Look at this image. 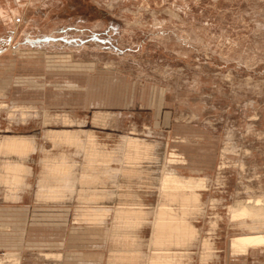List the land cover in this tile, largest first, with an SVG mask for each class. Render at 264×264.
<instances>
[{"label":"rangeland","instance_id":"rangeland-1","mask_svg":"<svg viewBox=\"0 0 264 264\" xmlns=\"http://www.w3.org/2000/svg\"><path fill=\"white\" fill-rule=\"evenodd\" d=\"M0 103H7L0 138L33 133L39 148L23 199L6 201L0 187L3 261L18 252L21 264H62L44 256L62 252L79 264V254L93 251L107 264L108 248L85 241L98 224L107 232L113 216L87 222L76 200H35L43 147L84 163L75 148L44 137L69 115L72 128L93 130L109 149L125 135L167 143L177 154L169 159L179 160L168 170L207 179L204 211L191 218L199 236L187 264H264V250L233 255L231 240L248 231L231 222L228 208L264 199V0H0ZM17 105L37 116L17 124L8 114ZM43 110L57 118L48 126ZM98 112L109 115L106 122L93 119ZM143 181L133 188L153 209L158 190ZM206 238L215 253L201 244Z\"/></svg>","mask_w":264,"mask_h":264},{"label":"bare ground","instance_id":"bare-ground-1","mask_svg":"<svg viewBox=\"0 0 264 264\" xmlns=\"http://www.w3.org/2000/svg\"><path fill=\"white\" fill-rule=\"evenodd\" d=\"M6 104L0 103V109L4 110ZM46 110H43L41 117L44 125L48 126L56 117L53 118ZM32 112L33 107L17 105L8 114L12 121L24 125L33 119V115L37 116ZM108 116L98 112L93 119L104 120ZM62 122L63 128H46L44 137L55 147L75 148V153L84 156L81 159L84 163L78 164L66 152L50 155L43 147L45 155L40 160L43 170L37 183L35 200L65 206L76 200L82 205L78 216H84L83 220L87 222H104L107 221L106 218L113 216V224L111 226L110 221L107 232L98 224L93 236L88 235L92 239L85 241L90 243L88 247L108 248L107 264H187L185 257L192 253L190 250L196 245L199 236V229L191 218L204 211L201 191L206 188L207 179L182 175L175 169L168 170L166 163L172 164L179 160L173 159L177 154H169L167 143L162 141H148L139 136L125 135L117 148L109 149L97 140L93 130L72 128L73 120L69 115H63ZM38 149L37 135L33 133H11L0 138V187L5 190L6 201L23 199L22 194L26 193L29 186L27 179L33 174L32 155ZM169 156L173 158L169 159ZM116 161L121 167L112 166V162ZM145 179L157 188L160 196L153 209L146 206L133 188V182L145 184ZM228 208L231 222L248 231L231 240L233 255L264 250V199L256 197L239 200ZM150 213L153 215L152 219L149 217ZM213 225L216 227L215 223ZM145 226H149L151 230L147 238L139 234ZM97 236L101 238L98 241L103 239L104 243H98ZM201 242L208 250L214 245L207 238ZM82 254H79V264H103L102 252ZM44 256L46 259L54 258L62 264H72V257L65 256L62 252L44 253ZM200 258L203 261L209 260V255L203 254ZM0 264H21V254L8 253L7 260L0 259Z\"/></svg>","mask_w":264,"mask_h":264},{"label":"crops","instance_id":"crops-1","mask_svg":"<svg viewBox=\"0 0 264 264\" xmlns=\"http://www.w3.org/2000/svg\"><path fill=\"white\" fill-rule=\"evenodd\" d=\"M142 231H143V230H142ZM53 236H57L56 233H54ZM147 237H148V236H147ZM103 264H105V263H103Z\"/></svg>","mask_w":264,"mask_h":264}]
</instances>
